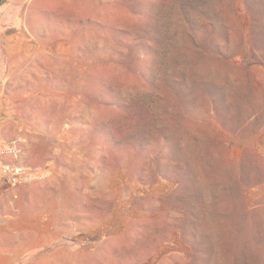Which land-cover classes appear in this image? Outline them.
Returning <instances> with one entry per match:
<instances>
[{"label": "rangeland", "instance_id": "1", "mask_svg": "<svg viewBox=\"0 0 264 264\" xmlns=\"http://www.w3.org/2000/svg\"><path fill=\"white\" fill-rule=\"evenodd\" d=\"M260 1L264 23V0H208L212 17L193 9L194 26L181 5L153 11V0L0 6V154L18 150L0 160L47 172L0 190V264H202L201 237L192 242L186 222L195 199L183 172L192 163L186 174L195 168L206 178V166L245 150L264 160V53L250 10ZM217 19L227 26L220 33L208 26ZM214 44L226 65L201 59L216 53ZM176 57L190 61L183 96L169 85L172 71L184 70ZM129 98L145 101L160 122L145 147L107 140L108 120ZM245 206L253 219L238 226V264H264V182L246 191ZM255 223L263 238L251 257ZM219 243L216 261L231 264L228 241Z\"/></svg>", "mask_w": 264, "mask_h": 264}, {"label": "trees", "instance_id": "2", "mask_svg": "<svg viewBox=\"0 0 264 264\" xmlns=\"http://www.w3.org/2000/svg\"><path fill=\"white\" fill-rule=\"evenodd\" d=\"M8 0H0V6L6 3ZM156 7L154 10L163 8L165 10H172L175 4L181 5L180 8L183 10L185 16L187 14L189 17L184 19L188 24L193 25V9H197V12L201 16H210V11L204 10L207 5L208 0H198V3H192L195 0H153ZM255 4H257L255 2ZM262 2L260 1V7L257 9L251 8L252 10V31L255 38L256 46L262 54L264 53V23L261 21L262 17ZM261 8V9H260ZM256 10V11H255ZM158 14V13H157ZM157 14L154 15L157 17ZM197 14V15H198ZM159 16V15H158ZM215 16V14H214ZM212 17V16H210ZM215 21H209L208 26L211 28L212 32H217V27L220 31L222 29H227L225 24L220 23L217 19ZM192 22V23H191ZM260 23V24H259ZM262 23V25H261ZM154 32L156 35V40L153 42L155 46L161 48L163 41L160 39V31L156 28ZM196 36L193 38L195 39ZM223 39H227L225 37ZM215 45V44H214ZM218 45V44H217ZM189 48V47H188ZM216 53L212 55L203 54L201 59L212 58L213 57L219 62L226 65L224 56L221 54L219 47H216ZM160 54L159 49L155 50ZM261 56V54H259ZM159 57V55L157 56ZM254 61L260 62L257 56H253ZM182 58H175L174 63L178 65H183L181 70L176 67V70L172 72V79L169 81V85H172L175 90L174 93L179 96L185 95V88L189 89V85L184 86L188 83V73L191 69L185 67V63L189 64L188 60H181ZM253 62H248L244 66V69L250 67ZM180 71V72H179ZM181 73V74H180ZM179 76L182 77L181 83H179ZM196 80V81H194ZM193 82L197 84V78L195 77ZM176 84V86H175ZM182 94V95H180ZM178 106V105H177ZM160 122L157 114L150 105L146 104L145 101L137 98H129L125 101L124 105L121 107L120 111L114 114L107 122V140L113 145H123L131 144L140 147H145L151 143L159 131ZM167 142L170 141L171 137L168 135L164 136ZM203 157H211V154L206 153ZM195 160V159H193ZM192 163L186 164L187 167L183 172L191 181V187L188 186V191H190V199L193 201L191 204L190 211L186 217L187 225H190V236L191 241L200 242V252L202 254L201 261L202 264H219L216 260L217 254L220 252L219 238L222 237L223 240L228 241V246L231 248L230 256L232 257L231 264H238V253L237 246L234 241L238 240L237 233L239 232L241 218H252L251 211L246 209V191L264 182V160L259 158L251 150L243 151L240 158L235 161H229L228 159H222L215 167L206 166L209 170L208 176L200 177L198 171L193 168L191 170V175L186 174V171L190 169ZM177 167L182 168L181 164ZM225 177L227 179H225ZM197 184L201 186H196ZM195 187V188H194ZM206 198L211 199L213 204L211 209L207 208L208 202ZM189 199V200H190ZM229 204V205H228ZM230 206V208H228ZM226 215H230L227 218ZM254 215V214H253ZM253 221V220H252ZM252 225L249 232V249L248 252L250 256L258 255L260 251L261 240L263 238L261 225ZM238 227V228H237ZM238 242H236L237 244ZM230 244V245H229ZM195 257V256H194Z\"/></svg>", "mask_w": 264, "mask_h": 264}, {"label": "built area", "instance_id": "3", "mask_svg": "<svg viewBox=\"0 0 264 264\" xmlns=\"http://www.w3.org/2000/svg\"><path fill=\"white\" fill-rule=\"evenodd\" d=\"M18 150L15 145L1 151L0 156L16 158ZM47 172L42 167L24 166L10 161L0 160V190L7 191L19 185H26L43 179Z\"/></svg>", "mask_w": 264, "mask_h": 264}]
</instances>
